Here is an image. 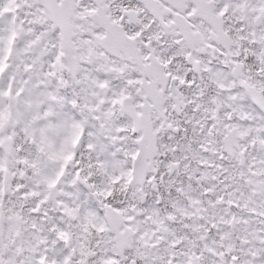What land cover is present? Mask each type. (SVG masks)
<instances>
[{"label":"snow or ice","instance_id":"6c2138e0","mask_svg":"<svg viewBox=\"0 0 264 264\" xmlns=\"http://www.w3.org/2000/svg\"><path fill=\"white\" fill-rule=\"evenodd\" d=\"M0 264H264V0H0Z\"/></svg>","mask_w":264,"mask_h":264}]
</instances>
